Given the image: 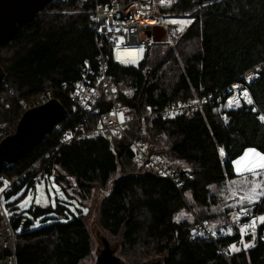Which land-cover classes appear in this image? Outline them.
<instances>
[{"label":"trees","instance_id":"trees-1","mask_svg":"<svg viewBox=\"0 0 264 264\" xmlns=\"http://www.w3.org/2000/svg\"><path fill=\"white\" fill-rule=\"evenodd\" d=\"M94 7V0L55 2L32 22L21 25L10 43L0 45V65L7 77L0 84V125L17 122L24 112L23 105L34 103L51 84L58 88L67 83L64 91L52 89L55 98L70 106L72 82L78 80L87 61L96 64ZM191 10L195 18L177 45L181 41L195 43L190 52L180 54L181 61L171 48L165 60L145 74V59L130 65L110 62V71L117 84L136 89L131 99L122 96V100L139 109L194 98L201 95L202 88V96L214 95L192 117L180 115L169 122L152 119L145 126L134 123L130 130L135 138L149 143L151 154L198 165L195 179L182 177L185 185L179 189L170 178L138 164L125 137L73 141L44 157L61 138V133L51 131L23 158L3 168L0 188L26 171L35 175L37 170L30 167L43 157L49 177L69 199H73L68 193L73 186L71 179L80 188L81 198L87 199L92 184L106 185L117 175L101 202L99 224L111 236L119 237L118 256L125 264H143L154 258L162 264H264V224L260 223L257 245L233 253L229 261L214 242L195 236V223L175 219L187 207L185 193H191L198 207L210 206L215 203L210 186L236 174L229 160L240 157L250 147L264 152V122L260 119L264 114V0H178L171 12ZM248 75H254L249 84L245 81ZM236 82L247 84L258 111L246 104L219 110L228 96V87ZM79 118L76 115L71 125ZM59 167L62 174L52 172ZM24 184L4 192V201ZM70 202L33 205L25 214L9 215L15 232L16 264L95 262L85 215L81 210L73 211ZM260 210L264 215V200ZM199 216L209 218L204 212ZM234 241L241 240L231 237L223 242L230 246Z\"/></svg>","mask_w":264,"mask_h":264},{"label":"built area","instance_id":"built-area-1","mask_svg":"<svg viewBox=\"0 0 264 264\" xmlns=\"http://www.w3.org/2000/svg\"><path fill=\"white\" fill-rule=\"evenodd\" d=\"M58 1L66 2L67 0H54L49 5ZM94 2L92 29L95 32L98 49L96 64L93 65L87 61L80 71L78 80L72 82V90L68 96L70 106L67 107L64 104L67 116L62 122L55 124L52 129V132L61 133L60 141L44 157H49L50 153H55L61 146L73 141L99 137L113 141L125 137L132 145L135 161L138 164L158 172L161 176L170 178L181 189L185 185V180L182 177L185 176L188 180L195 179L199 169L198 165L181 164L169 161L166 157L151 154L149 143L132 135L130 131L132 124L139 123L145 126L147 121L152 119H162L169 122L180 115L192 117L215 97L214 95L202 96L204 92V88H202L201 95L197 98L169 100L162 105H147L142 109L124 102L122 96L129 100L133 97L134 91L129 89L125 96L123 95L117 86L115 76L110 71V62L129 65L139 63L147 48L154 42L155 29L159 26L163 27L161 17H157L154 12L155 5H161L162 8L170 5L167 1L161 3V0H94ZM153 20L156 23H150ZM125 28L129 30L127 33L124 32ZM116 29H120V31H116ZM133 29L135 31H132ZM121 36L125 37V40L123 43H118ZM140 48L144 49L142 53ZM122 52L128 53L122 56ZM247 84L237 82L230 85L227 89L228 95L235 99L239 98V100L241 97L245 98L243 90L246 89L250 94ZM234 85L238 87H234ZM66 87L67 83L65 82L61 83L58 88L51 84V87L43 91L34 103H25L23 110L26 111L43 105L55 98L52 88L64 91ZM221 97L219 95L218 99L220 100ZM246 104L247 106L253 105V103L249 104L248 102ZM254 110L258 111L256 105H254ZM76 115L80 118L71 125ZM261 116L264 114L261 113ZM223 117L228 123V116L224 114ZM19 120L13 126L11 124L0 125V143L16 132ZM262 121L264 122V120ZM44 157L43 159H45ZM43 159H38L30 167V169L37 170L35 175H29V171H26L14 182L7 181V186L4 187L5 192L22 183H30L32 187H37L40 182L46 180L50 175L47 165L42 163ZM9 164L6 163L4 167H8ZM0 180H3L1 173ZM2 196L3 193H0V201L3 199ZM245 207L250 210L251 216L257 218L261 216V204L246 205ZM232 213L229 220L221 224L214 225L202 218H197L194 224L195 236L214 242L229 261L233 253L229 251V246H225L223 241L231 237H239L241 240L239 230L245 224L250 225L251 223V216H245L240 209ZM259 226L260 222L257 219L256 239L259 237ZM229 229L232 230L233 234L225 235ZM246 231V236L251 235V227ZM0 253V264H16L15 232L11 225L10 216L4 212V208L0 220Z\"/></svg>","mask_w":264,"mask_h":264},{"label":"rangeland","instance_id":"rangeland-1","mask_svg":"<svg viewBox=\"0 0 264 264\" xmlns=\"http://www.w3.org/2000/svg\"><path fill=\"white\" fill-rule=\"evenodd\" d=\"M126 1H129V0H126ZM165 1L169 3L170 5L169 7L162 8L161 5H157V4L154 7V12L156 16L161 17V21L163 24V27L162 26L158 27L160 29H157V33L155 32L156 33L155 35L160 37L162 34L166 32L167 39L160 40V41H154L145 51L143 59L147 60V67L144 68L143 70L144 74L147 72V70L152 69L158 61L165 60L164 58L167 57L166 55L169 54V50L171 48L174 50L175 55L176 56L178 55L177 59L181 61L180 54L187 52V51L190 52V50L193 47V44L195 43V42H189V41H181V43H179L180 44L179 46H182V49L179 48V46L177 45L182 34L187 30V28L193 22L195 18V14H194L195 11L191 10L183 14H175L171 11L175 7L178 0H171V1L165 0ZM43 12L44 10H42L41 14ZM172 21H177L178 23L173 24ZM181 21H188V23H179ZM121 64L129 65L125 63H121ZM117 86L121 89L124 96L127 90L129 89H131L132 91L136 90L132 85H127L124 83L122 84L121 82L117 84ZM197 97L198 96L194 98H197ZM242 103H243L242 99L241 100L235 99L231 97V95H228L226 98V101L223 104L221 103L222 105H220L218 108L220 111H224L225 109H228V108L234 109V108L241 106ZM4 124H11L12 126L14 125V123H4ZM256 150L261 153H264L258 149ZM243 155L244 153L240 157H242ZM240 157L236 159H239ZM258 162H259L258 158H256L252 154H249L247 159H244L241 161L240 167L241 169H243L248 166H254L258 164ZM53 170L54 171L52 172H55V173H58V172L61 174L63 173L60 167L55 168ZM235 173L236 174L234 177L227 178L225 181L221 183H215L210 186V191L215 201V203L210 204V206H206V207L199 206L198 207L197 205H195V202L192 199L191 193L189 192L185 193L187 207L181 210L176 215L175 219L177 221L188 220L190 222L195 223L196 219L200 218L199 214L204 212L205 217H209L208 221L211 224L217 225V224H221L222 222L228 221L230 218V215L233 214L232 212L239 210L241 207L240 202H239V196L241 195V193L245 194L247 189L251 186L250 184L245 183V177L238 175L236 171ZM116 177L117 175L113 176L111 180L108 182V184L106 185H102L99 182H95L94 184H92V191H91L90 196L87 199L81 198V196L79 195L80 188L77 186L75 179H71L73 186L68 189V193L71 196L70 198H73V199H69L68 197L67 199H65V201H71L70 207L72 209H75L77 212L81 210V213H84L85 215L84 218L92 234V240H93V245L95 249L94 250L95 258L93 259H95V262L97 260V257L101 254V251L104 248L103 238H106L110 242L112 248L116 245V241L119 238V237L111 236L107 231L102 229V226H100L99 224L101 202L105 198V196L109 194L111 187H112V180ZM251 178H252L251 174L250 173L247 174V179L250 180ZM256 179H257V182L264 183V171H261L260 175ZM53 184L59 185L56 181H54L53 177H47V179L40 182L37 185V187L28 188L27 186L31 184L30 183L24 184V187L21 190L11 195V197L17 196L16 200H12L10 197L9 199H5L4 201V197H3L2 201H0L1 218H2L3 208L7 209L8 212L12 214L20 215V214L27 213L26 210L29 209L30 207H25L21 209V208H18L17 205L20 204V202L24 200L28 195H32L34 198L31 207L33 205H42V206L53 205V199H52L53 193H55V205L57 204L58 200L64 201V200H61L60 193L61 192L64 193V192L61 189L60 185H59V191H56V189L52 187ZM49 189H51V191H49ZM36 198L40 199V204L35 203ZM72 201H75V203H72ZM5 203L6 204L12 203V205L8 207ZM246 205L248 204H245L244 206ZM85 209H87V212L84 211ZM246 237H247L246 235L243 236V241L250 242L251 238L247 239ZM232 244H235L238 248H240L241 249L240 251L245 250L244 244L241 243V241L239 243L234 241ZM232 253H236V252H232ZM116 254L120 255L118 250ZM153 261H157V258L146 260L143 264H148Z\"/></svg>","mask_w":264,"mask_h":264},{"label":"water","instance_id":"water-1","mask_svg":"<svg viewBox=\"0 0 264 264\" xmlns=\"http://www.w3.org/2000/svg\"><path fill=\"white\" fill-rule=\"evenodd\" d=\"M52 1L54 0H0V45L10 43L16 37L20 26L32 22ZM165 39L166 32L160 37L154 36V41ZM6 78L5 70L0 65V84ZM66 116L67 110L57 98L24 111L16 132L0 143V173L6 163H14L28 154ZM103 243L101 254L92 264H125L116 254L119 244L112 248L106 238H103ZM148 264H162V261Z\"/></svg>","mask_w":264,"mask_h":264},{"label":"snow or ice","instance_id":"snow-or-ice-1","mask_svg":"<svg viewBox=\"0 0 264 264\" xmlns=\"http://www.w3.org/2000/svg\"><path fill=\"white\" fill-rule=\"evenodd\" d=\"M165 0H161V3H164ZM138 18V17H137ZM150 23H156V21H150ZM173 24L178 23L177 21H172ZM179 23H188V21H181ZM182 30V29H181ZM101 31H103V29H101ZM116 31H120V29H116ZM129 30L127 28L124 29V32L127 33ZM132 31H135V29H133ZM125 40V37L121 36L119 38L118 43H123ZM144 51L143 48H140V52L142 53ZM234 87H238L237 85H234ZM243 95L245 96V98H247V102L249 104H252L253 101L252 99L249 97V93L248 91L245 89L243 90ZM121 116H123V114H121ZM261 120H264V116L260 117ZM220 154L223 156L224 155V151L223 149H220ZM249 154H252L253 156H255L256 158H258V164L254 165V166H248L245 167L243 169H241L240 165H241V161L244 159H247ZM229 164L232 165L235 169V171L237 172L238 175L245 177V183L250 184L251 186L247 189V191L245 192V194L240 195L239 196V202H240V211L241 213H243L245 216H251V212L250 210L245 207V204L248 205H260L261 201L264 200V183L262 182H257V177L260 175L261 171H264V153H261L259 151H257L255 148H248L245 152L244 155L242 157H240L239 159L236 160H229ZM251 174V179H247V174ZM5 186H7V182H4ZM39 187V186H38ZM53 188L56 189V191H59V185L53 184L52 185ZM49 191H51V189H49ZM5 189L4 188H0V193H4ZM61 196V200H65L67 199V197L64 195V193H60ZM12 200H16L17 196H12L11 197ZM33 196L32 195H28L24 200H22L20 202V204L17 205L18 208H25V207H31L32 202H33ZM53 206H55V193H53ZM35 203L36 204H40V199L36 198L35 199ZM72 203H75V201H72ZM47 206V205H45ZM73 211H75V209H73ZM85 212H87V209L84 210ZM4 212L8 215H12V213L8 212L7 209H4ZM235 218V217H234ZM257 219H259V222L261 224H264V215L259 216L258 218L255 216H251V223L249 224H245V226L243 228H241L239 230L240 232V236H241V243L244 244V249L247 250L250 247H254L255 246V241H256V226H257ZM251 227L252 231H251V241L250 242H244L243 241V236L245 234H247V229ZM232 230L229 229L227 233H225V235H232ZM201 235H203L201 233ZM213 235H215V233H213ZM241 249L238 248L235 244H232L229 246V251L230 252H239Z\"/></svg>","mask_w":264,"mask_h":264},{"label":"bare ground","instance_id":"bare-ground-1","mask_svg":"<svg viewBox=\"0 0 264 264\" xmlns=\"http://www.w3.org/2000/svg\"><path fill=\"white\" fill-rule=\"evenodd\" d=\"M127 53H128V52H122L121 55H122V56H125V55H127ZM130 53H131V52H130ZM253 79H254V75H248V76L245 77V81H246V83L249 82V81L252 82ZM251 82H250V83H251ZM236 83H237V82H236ZM244 83H245V82H244ZM233 84H234V83H233ZM241 84H242V82H241ZM249 96H250V94H249ZM250 98L252 99L251 96H250ZM236 99H239V98H236ZM241 99H242V101H243L242 104H246V102H247V98H243V97H241ZM241 99H240V100H241ZM252 100H253V99H252ZM246 105H247V104H246ZM254 105H255V102H254V100H253V105H252V106L254 107ZM224 114H226V112H224ZM224 114H223V115H224ZM223 115H222V116H223ZM226 115H227V114H226ZM223 119H224V117H223ZM261 121H262V120H261ZM262 122H263V121H262ZM224 155H225V154H224ZM224 155L222 156V159H224ZM196 177H197V176H196ZM257 242H258V239H256V241H255V246L257 245Z\"/></svg>","mask_w":264,"mask_h":264},{"label":"flooded vegetation","instance_id":"flooded-vegetation-1","mask_svg":"<svg viewBox=\"0 0 264 264\" xmlns=\"http://www.w3.org/2000/svg\"><path fill=\"white\" fill-rule=\"evenodd\" d=\"M157 29H160V28L157 27V28L155 29V32H156V33H157ZM156 33H155V34H156Z\"/></svg>","mask_w":264,"mask_h":264},{"label":"crops","instance_id":"crops-1","mask_svg":"<svg viewBox=\"0 0 264 264\" xmlns=\"http://www.w3.org/2000/svg\"><path fill=\"white\" fill-rule=\"evenodd\" d=\"M225 156V155H224ZM241 195H243L242 193H241ZM247 238V237H246ZM248 239V238H247Z\"/></svg>","mask_w":264,"mask_h":264}]
</instances>
